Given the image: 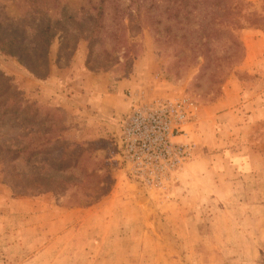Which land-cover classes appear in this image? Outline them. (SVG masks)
<instances>
[{"label":"rangeland","instance_id":"374dc122","mask_svg":"<svg viewBox=\"0 0 264 264\" xmlns=\"http://www.w3.org/2000/svg\"><path fill=\"white\" fill-rule=\"evenodd\" d=\"M254 5L0 0V264H264V182L229 191L197 160L200 107L254 77L239 69L243 30L264 29ZM160 98L197 106L194 155L161 190L115 137Z\"/></svg>","mask_w":264,"mask_h":264},{"label":"crops","instance_id":"0c3cea01","mask_svg":"<svg viewBox=\"0 0 264 264\" xmlns=\"http://www.w3.org/2000/svg\"><path fill=\"white\" fill-rule=\"evenodd\" d=\"M253 1L254 9L264 11V2ZM243 40L245 57L239 69L254 75L253 79H228L222 94L200 107L197 131V160L207 162L209 169L216 166L211 171L225 176L229 191H247L264 182V29L245 28ZM99 98L101 104L114 99ZM100 117L96 116V123Z\"/></svg>","mask_w":264,"mask_h":264},{"label":"built area","instance_id":"2783aa9c","mask_svg":"<svg viewBox=\"0 0 264 264\" xmlns=\"http://www.w3.org/2000/svg\"><path fill=\"white\" fill-rule=\"evenodd\" d=\"M196 111L187 99L160 98L136 103L120 118L117 155L136 182L164 189L193 157L188 128Z\"/></svg>","mask_w":264,"mask_h":264},{"label":"trees","instance_id":"16d2710c","mask_svg":"<svg viewBox=\"0 0 264 264\" xmlns=\"http://www.w3.org/2000/svg\"><path fill=\"white\" fill-rule=\"evenodd\" d=\"M251 12H255V10H253L252 8H251V10H250Z\"/></svg>","mask_w":264,"mask_h":264}]
</instances>
